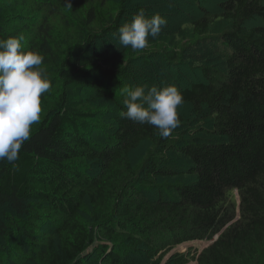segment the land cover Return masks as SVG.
I'll use <instances>...</instances> for the list:
<instances>
[{"label": "trees", "instance_id": "16d2710c", "mask_svg": "<svg viewBox=\"0 0 264 264\" xmlns=\"http://www.w3.org/2000/svg\"><path fill=\"white\" fill-rule=\"evenodd\" d=\"M190 1L200 16L139 51L111 42L128 9L61 52L49 46L48 17L66 0L3 5L19 8L0 11V39L15 23L41 28L24 46L50 63L41 99L52 100L18 160L0 161V264H160L203 238L212 243L168 264H264V0H218L217 11ZM138 59L202 76L179 88L181 124L167 139L122 115V89L144 78Z\"/></svg>", "mask_w": 264, "mask_h": 264}, {"label": "clouds", "instance_id": "9594fccd", "mask_svg": "<svg viewBox=\"0 0 264 264\" xmlns=\"http://www.w3.org/2000/svg\"><path fill=\"white\" fill-rule=\"evenodd\" d=\"M71 7V0H66ZM167 19L160 14L147 16L140 9L130 23L119 29V43L133 51L149 47L148 37L160 35ZM23 35L0 39V161L14 163L19 151L32 134V126L41 119V97L49 92L51 81L42 66L44 57L25 48ZM123 117L158 129L167 139L180 126L178 109L183 94L175 84L162 87L146 85L124 87Z\"/></svg>", "mask_w": 264, "mask_h": 264}, {"label": "rangeland", "instance_id": "374dc122", "mask_svg": "<svg viewBox=\"0 0 264 264\" xmlns=\"http://www.w3.org/2000/svg\"><path fill=\"white\" fill-rule=\"evenodd\" d=\"M209 3L210 11H217V1L218 0H207ZM0 11L2 13H9L10 11L15 12L18 10L19 6H12V8H6L3 5L11 4L8 0H2ZM149 3L152 6L149 9L140 8V5H148ZM71 7L68 10H63L62 13L52 14L49 18V27L51 33L50 45L54 51H63L76 41L82 40L87 34L91 32H100L105 27L113 26L116 24L118 20L122 17L123 8L128 9L127 14L125 16L128 17L126 23H130L133 17L138 13L140 9L147 10L145 11L146 15L151 17L154 14H160L161 16L167 19V25L163 27L161 33H165V35H171L177 31L183 23L191 20L192 18L198 17L202 14L201 8L198 5H194L190 0H71ZM208 7V6H207ZM35 13L33 11H29V16L33 17ZM125 23H122V25ZM16 27L19 28L18 32L14 34V36L23 35L25 40L36 39L38 30L35 27H28V21L25 25H20V23H15ZM14 26V25H13ZM12 27V26H11ZM26 28V29H25ZM118 35V36H117ZM115 37H112V45L115 48H121V44L119 43V34ZM158 37V36H157ZM166 37V36H165ZM148 38H153L149 36ZM166 40H170V38L166 37ZM24 42V41H23ZM185 42V41H184ZM42 44V41H39ZM26 45V42H24ZM123 47V46H122ZM213 50L212 45H208L206 48H210ZM215 47V46H214ZM206 51V49H203ZM41 54V53H40ZM138 69L143 73L144 78L140 77V84L131 83L133 86H153L156 85L158 87H162L168 84H175L178 88L191 86L190 84L193 82L195 78L202 79L200 73L196 70L190 69L188 65L186 68H176L173 72H166L164 64L162 62H158L157 60L152 62L150 67L140 66L142 60L138 59ZM189 63V62H188ZM50 63L43 62L42 66L47 69L49 75L51 74L52 68ZM48 69L50 71H48ZM168 70V69H167ZM52 99L46 97L45 99H41V107L42 112L47 111L50 106V102ZM93 105L103 106L102 103L96 101ZM185 111H188L185 108ZM107 123H110L109 119H105ZM147 145H142L136 152L134 158L136 161L141 160L145 157V153L147 152ZM52 232L51 227L48 225L41 226L40 232ZM212 243V240L209 238L197 239L193 241H185L180 245L175 246L164 258L160 259V264H168V258L175 251H183V252H197L198 250L204 249L207 245ZM158 255L154 256V258L150 261L157 260ZM136 260L141 263H146L145 257L136 256ZM188 264H195L193 262H189Z\"/></svg>", "mask_w": 264, "mask_h": 264}]
</instances>
